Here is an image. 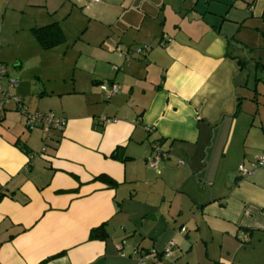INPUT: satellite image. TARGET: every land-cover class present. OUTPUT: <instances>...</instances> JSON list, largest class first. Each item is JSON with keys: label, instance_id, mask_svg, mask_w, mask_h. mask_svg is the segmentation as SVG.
Returning a JSON list of instances; mask_svg holds the SVG:
<instances>
[{"label": "crops", "instance_id": "0c3cea01", "mask_svg": "<svg viewBox=\"0 0 264 264\" xmlns=\"http://www.w3.org/2000/svg\"><path fill=\"white\" fill-rule=\"evenodd\" d=\"M65 6L63 20L77 9L102 36L83 40L96 44L80 67L86 83L52 90L61 132L26 126L21 86L20 102L0 109V264H135V252L145 264H264V169L250 166L264 153V110L239 94L250 92L246 60L264 56V0H57L47 10ZM118 28L130 33L127 54L112 48ZM115 52L119 67L101 64ZM102 84L118 93L106 99ZM117 147L126 160L109 159Z\"/></svg>", "mask_w": 264, "mask_h": 264}, {"label": "rangeland", "instance_id": "374dc122", "mask_svg": "<svg viewBox=\"0 0 264 264\" xmlns=\"http://www.w3.org/2000/svg\"><path fill=\"white\" fill-rule=\"evenodd\" d=\"M21 1L0 0V64L8 72V78L16 80V88L21 86V90L25 91L23 98L26 99L25 105L29 114H44L48 112L54 118H57L56 113L52 110V107L56 105L53 101L56 99L51 97L52 90L71 89L77 77L86 83L88 75L80 73V67L83 61L85 60L84 62H86L88 56L94 51L96 44L83 42V40L87 38L97 42L98 36L101 37L102 35L96 36L94 32V35H92L91 30L94 25L92 23L89 24V20L77 9H73L67 20H63L67 6L62 10L59 9L56 15L48 13L47 8L54 6L57 0H46L47 2L45 0H24L22 12L15 11ZM29 1L36 3L35 6L31 5ZM55 22L60 25L65 37V43L52 50L44 51L37 45L29 29L31 27H43ZM118 29L113 30L111 34L110 42L116 43L112 45V48L115 51L117 46L119 50H122V53L127 54L125 47L120 46V44L130 41V33H125ZM87 30L88 34L83 38L82 36ZM121 37L123 39L119 41L118 39ZM124 45L127 47L129 44ZM137 47V45H130L128 50H130L131 54H135L134 51ZM103 52L109 54L106 48H103ZM258 53L260 56L254 55L252 60H246L249 66L247 73L249 74L248 89L250 92L247 93L239 89V94L243 97H246V95L255 97L257 99L256 106L260 110H264V71L259 70L260 67L254 69L252 66L256 62H260L258 57L262 59L260 63L264 62V56L260 52ZM115 55L117 56V52H115ZM117 58L118 56L105 55L101 60V64L110 66L108 63H111V65L114 64V66L119 67L118 62H113L117 61ZM87 63L96 64L94 62ZM255 79L258 81L255 82ZM254 83H259L258 87ZM14 90L12 91L13 93ZM16 95L18 98L20 97L17 93ZM8 119L17 122L19 117L11 115L8 116ZM23 121L19 120V124L22 127ZM128 212L130 214V224L127 226L132 228L133 225L135 227L140 223L141 215L136 211L135 207H131ZM136 240L137 238L134 239V241ZM125 254L127 256L126 249Z\"/></svg>", "mask_w": 264, "mask_h": 264}, {"label": "built area", "instance_id": "2783aa9c", "mask_svg": "<svg viewBox=\"0 0 264 264\" xmlns=\"http://www.w3.org/2000/svg\"><path fill=\"white\" fill-rule=\"evenodd\" d=\"M93 3H100V0H89ZM147 46L137 47L134 51L135 54L138 56H143L147 50ZM116 70V68H114ZM6 82V87L2 86V82ZM17 87V82L13 78H8V75L6 73L5 67L0 64V109L2 108L3 104L7 101H14L16 103H19V98H17L12 91ZM100 90L104 97L106 99H110L112 96L116 95L118 93V86L115 84H109L104 85L102 84L100 86ZM25 114V124L30 129L35 126H41L43 133L46 137L50 136L51 132H61L63 128L64 121L58 118H54V116L50 113H44V114H29L25 113V109L22 110ZM162 154L160 151L156 148V155L152 158L148 159V164L151 168L155 169L157 166V163L162 158ZM251 170L254 169H264V153L254 158V160L250 163ZM238 171L240 175L246 176L250 174V170L245 169L243 165H240L238 167ZM180 233H185V229L181 228ZM245 241V240H244ZM173 243H170L167 248L164 250L163 255L165 257H168L171 254V250L173 249ZM136 257V264H145L148 260V255L143 252H135Z\"/></svg>", "mask_w": 264, "mask_h": 264}, {"label": "trees", "instance_id": "16d2710c", "mask_svg": "<svg viewBox=\"0 0 264 264\" xmlns=\"http://www.w3.org/2000/svg\"><path fill=\"white\" fill-rule=\"evenodd\" d=\"M30 33L33 36L37 45L44 51L52 50L65 43L64 34L57 23H52L39 28L34 27L30 29ZM109 159L114 161L126 160V157H124L123 155V148L117 147L109 156ZM94 180L106 182L108 184V187H114L116 185V182H114V180L108 178L105 175H100ZM2 197L3 196L0 195V199ZM100 230L101 227L95 228L91 231L90 235L92 236V239L98 238V233Z\"/></svg>", "mask_w": 264, "mask_h": 264}]
</instances>
